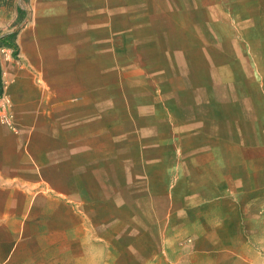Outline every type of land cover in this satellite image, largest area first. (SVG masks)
Instances as JSON below:
<instances>
[{
	"label": "crops",
	"instance_id": "0c3cea01",
	"mask_svg": "<svg viewBox=\"0 0 264 264\" xmlns=\"http://www.w3.org/2000/svg\"><path fill=\"white\" fill-rule=\"evenodd\" d=\"M127 1L29 0L20 6L31 13L17 37L24 62L8 63L7 74L2 70L19 133L0 126V264H62V240L67 234L62 232L61 215L67 211L76 215L79 196L77 134L83 107L78 102L104 99L83 93L84 87L103 81L79 78L78 70L93 69L94 63L79 64L78 58L92 49L99 31L107 30L117 39L118 51L131 36L127 21L133 23L136 36L140 4ZM163 1L167 10L150 13L153 21H178L180 8L188 5L196 17L186 14L187 21H264V0ZM15 16L0 8V29ZM245 54L247 50L229 53L198 45L179 48L174 62H161L165 70L187 76L182 79L192 88L190 116L182 115L179 128L181 191L177 192L178 186L172 195L167 192L180 198L183 207L206 206L202 212L214 222H222L220 214L264 208V78L251 77ZM169 142L175 146V136L167 141L171 147ZM166 163L175 164L172 159ZM65 230L74 239L71 251L72 245L77 246L76 220L69 221Z\"/></svg>",
	"mask_w": 264,
	"mask_h": 264
},
{
	"label": "rangeland",
	"instance_id": "374dc122",
	"mask_svg": "<svg viewBox=\"0 0 264 264\" xmlns=\"http://www.w3.org/2000/svg\"><path fill=\"white\" fill-rule=\"evenodd\" d=\"M128 1L140 4L136 36L133 23L127 21L131 36L118 51L117 39L107 30L99 31L92 49L78 58L79 64L94 63L93 69L78 70L79 78L103 81L84 87L83 93L104 99L78 102L83 107L77 134L79 196L76 215L68 211L61 215L62 232L67 234L62 240V264H264V208L220 214L222 222H214L202 212L206 206L183 207L180 198L167 192L172 195L178 186L177 192L181 191L179 128L182 115L190 116L192 88L182 79L187 76L161 64L165 59L174 62L173 54L188 46L206 45L229 53L247 50L251 77L264 78V21H187L183 17H196L189 5L180 8L178 21H153L150 13L162 9L164 14L165 1ZM20 2L14 0L6 10L18 15L24 1ZM24 9L31 15L27 6ZM16 18L0 34L18 31ZM250 27L254 30L248 32ZM23 62L20 51L15 56L12 49L0 50L2 70L6 63ZM167 81L179 84L168 86ZM3 83L7 92L5 77ZM168 96L176 100H167ZM88 105L93 108H84ZM173 136L177 143L169 142L170 147L167 141ZM169 159L175 163L172 167L166 165ZM75 220L77 246L69 251L74 239L64 229Z\"/></svg>",
	"mask_w": 264,
	"mask_h": 264
},
{
	"label": "trees",
	"instance_id": "16d2710c",
	"mask_svg": "<svg viewBox=\"0 0 264 264\" xmlns=\"http://www.w3.org/2000/svg\"><path fill=\"white\" fill-rule=\"evenodd\" d=\"M14 0H0V8H10L13 6ZM24 2L28 3L29 0H23ZM18 12V19H17V25L19 26V30L10 34L2 35L0 34V50L2 49H12L15 53V56L19 54V48L17 45V37L20 33V31L23 29V27L28 23L29 21V13L28 11L19 8L17 10ZM3 71L0 64V96L2 95L4 91V85H3Z\"/></svg>",
	"mask_w": 264,
	"mask_h": 264
},
{
	"label": "built area",
	"instance_id": "2783aa9c",
	"mask_svg": "<svg viewBox=\"0 0 264 264\" xmlns=\"http://www.w3.org/2000/svg\"><path fill=\"white\" fill-rule=\"evenodd\" d=\"M0 126H6L15 134L19 133V127L16 123L14 105L10 95L3 91L0 96Z\"/></svg>",
	"mask_w": 264,
	"mask_h": 264
},
{
	"label": "bare ground",
	"instance_id": "6f19581e",
	"mask_svg": "<svg viewBox=\"0 0 264 264\" xmlns=\"http://www.w3.org/2000/svg\"><path fill=\"white\" fill-rule=\"evenodd\" d=\"M59 1V0H58ZM52 2V1H51ZM54 3V2H53ZM97 12V11H96ZM89 14V13H88ZM90 15V14H89ZM89 19V18H88ZM92 35V34H91ZM8 63H6L5 64V66H4V68L6 69V65H7ZM264 129V128H263Z\"/></svg>",
	"mask_w": 264,
	"mask_h": 264
}]
</instances>
